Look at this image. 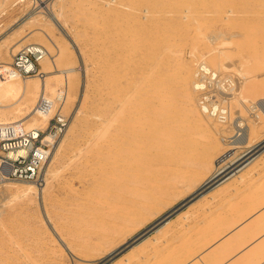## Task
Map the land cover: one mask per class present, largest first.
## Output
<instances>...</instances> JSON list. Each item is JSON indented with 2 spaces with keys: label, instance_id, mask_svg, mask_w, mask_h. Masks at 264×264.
<instances>
[{
  "label": "rangeland",
  "instance_id": "1",
  "mask_svg": "<svg viewBox=\"0 0 264 264\" xmlns=\"http://www.w3.org/2000/svg\"><path fill=\"white\" fill-rule=\"evenodd\" d=\"M40 1L44 2L43 7L52 2L51 0ZM60 4L55 6V10L57 11L56 13L61 12L60 23L62 30L49 22L44 14L45 10L40 7L38 0H26L21 3L20 0H0V67L12 65L13 59L17 54L28 46L36 45L43 47L52 55L58 70L76 69L71 78L72 92L65 106L62 107L60 103L54 102L58 104L56 113L61 112L67 123L61 132L63 136L60 148L43 171L44 174L42 172V179H48L49 183L46 189V200H43V198L39 200L37 196H33L31 201H25L17 192V188L25 187L20 184L21 182L13 181L11 186L8 187L0 184V264H112L116 261L118 264H124L125 255L138 242L126 245L122 249L117 250V253L115 251L110 255L109 253L122 243L128 242V239L134 237L137 233L139 234L136 241H141L139 239L142 238L143 240L145 237L155 234L157 230L165 225L167 226L169 221L173 220L177 214L187 211V208L194 204L196 199L201 198L200 195L190 201L194 197L191 198L190 196L192 193L198 192V189L208 177L200 176L201 178L199 177L197 180L192 181L190 176L194 167L170 162L171 157L176 156L177 152H168L170 156L168 153L163 152L165 154L160 153L159 156L157 155L158 157H155L153 152L148 154V156L150 155L148 159L153 162L148 160L150 173L147 177L149 181L147 183L149 184L146 185V188L148 189L149 187L148 195L152 199L149 212L145 218L133 221L132 227H130L132 230L128 229L129 231L125 230V232L118 234L111 233V230L108 231L109 225L120 224L121 221L116 216L114 217L108 213V216L107 214L102 215V219L95 215L96 213L91 214L99 203L105 205L103 208L109 206L107 200L103 198L107 194L104 192L112 190L107 185L114 180V177L111 176L116 168V161L113 160H115L117 152H114V150L119 145V136L123 135L121 133H126V120L122 117V113L128 112V102L134 101V98L142 97L152 102L157 95L155 94L156 91L164 86L173 84L169 88L173 89L174 93L162 105L157 104L158 107H163L165 104V106H168L163 107L165 109L164 115L160 114L159 116L165 119L166 127H173L174 134H172V131L169 132L171 138L193 136L192 138L196 142H200V144L197 143L198 148H209L210 142H212L209 137L216 140L218 138L221 146L215 152H211L213 162L222 159L225 155L229 156V159L239 157L247 151L256 149L257 146L256 152L263 150L264 121L262 120L264 117L261 115L260 121L257 120L256 115L258 112L256 113L253 110V106L255 101L264 96V0H64L62 5ZM33 12L37 13V15L36 19L31 23L18 28L15 26L16 22L23 21L25 17ZM141 13L142 15H140ZM136 19L140 22H135ZM141 19L143 20L141 21ZM161 27H164L165 31ZM130 32L132 33L130 34ZM219 33H224L225 39L227 38L228 40L225 46L227 69L220 71L219 74L223 79H229L235 85L233 86V84L230 85L229 83L228 87L224 85V91L216 87L218 97L215 96L216 94L213 95L214 98L221 99L222 104H226L228 109L226 114L228 119L230 118L227 121L229 124L222 121V124L218 125L215 123L217 118L213 117L215 119L213 121V119L203 116L199 110L197 94L194 93L195 110L197 114H200H198V117L208 124L206 126L203 123L207 129H210L208 131L211 134L209 133L207 136V133L204 134L199 128L191 127L189 122L184 120L186 118L182 114L186 111L181 94V81L180 83L177 81L181 80L179 75H181L180 71L183 69L182 65L191 64L195 72L200 64L199 62L204 60L205 57L207 61H209V58L211 60L210 54L206 53L217 48L218 44L216 42L213 44L212 38L219 35ZM129 34L130 37L128 36ZM140 34L141 37L139 36ZM131 35H135L133 36L134 38ZM147 36L150 37L148 38ZM137 37L139 39L143 37L139 41L141 43L138 42L139 39ZM208 38L211 39L209 40ZM130 41H133V43ZM149 41L151 44H148ZM142 42H146L148 46H145L146 44L144 45ZM134 44L137 45V48ZM143 47L145 48L143 49ZM123 49L126 51H123V53L125 52L124 54L121 53ZM205 54L206 56H203ZM122 55H124L123 58ZM126 55L131 56V58L126 57ZM124 57L127 58L131 66H127L129 63L126 60L127 64L123 61ZM140 57L143 58L142 63V58ZM159 57H161L160 61L165 64L161 62L158 64ZM137 58L140 59V62H138ZM116 60L118 62L121 60V63L116 62ZM133 60L134 62L138 61L133 63ZM149 60L153 62H150V64ZM115 63L122 64L121 68L124 70L120 69V65L118 66ZM112 64L114 65L112 66ZM114 66L117 67L114 68ZM140 66L147 68L143 67L142 69ZM49 67H51V64ZM128 67L131 69H128ZM162 68L164 69L162 70ZM212 68L215 67L212 66ZM215 70L217 71L216 68ZM139 75H141V78L138 77ZM157 75H160V79H158ZM168 76L172 78L171 81ZM166 77L169 79H166ZM130 78L133 83H131ZM146 78L148 79L146 80ZM150 78L154 80H150ZM192 78L194 79V77ZM120 79L121 81H119ZM155 79L161 80L159 82L161 86L155 82ZM193 79L190 81L191 90ZM147 81L148 83H146ZM164 82L168 83V85ZM163 83L164 85H162ZM122 84L125 90H123V86L121 89ZM147 84L152 87L155 86L154 89L151 87L152 90H148L150 86ZM150 91L154 95H151ZM254 93L257 96H254ZM14 95L15 93L10 91L0 81V104L6 103ZM148 97H151V100ZM146 99L145 101H147ZM14 100L8 103H13ZM36 104L37 102L30 104L29 107L24 108L21 112L15 108L10 109L6 112L7 116L3 119L10 120L24 117L31 112ZM80 104H83L86 109L80 108L83 107ZM117 106L120 107L118 108ZM173 108L176 109L174 110ZM76 109L81 111H75ZM176 115H180V117ZM238 121L245 122L250 127H253L254 123L263 122V124L258 125L259 129L257 128L254 132L251 149H239L235 148L236 145L231 144L234 140L231 137L236 134L234 123ZM106 122L108 123L106 124ZM120 125H124L125 128ZM24 126L33 128L34 125L28 122ZM192 129L194 130L192 131ZM183 134L187 136H183ZM204 138L205 140L207 139L206 142ZM221 139H225L227 145ZM112 141L115 143L113 144ZM116 144L117 146H115ZM112 148L116 149L113 150ZM155 153L157 154V152ZM184 153L186 155L190 154L192 158L205 152H200L199 154L198 152H194V154L193 152H181V154ZM161 155L164 156H162V159L160 158ZM113 157L114 159H112ZM193 161L196 160L194 159ZM152 166L153 169L154 167L156 169L153 170ZM249 170L252 171L248 172ZM109 175L112 179L109 178ZM207 176H210V174ZM240 177V180L236 179L238 182L262 179L264 177V156L258 161L255 168L250 167L242 171ZM213 186L211 185L209 189ZM236 194L234 196L239 195V189ZM215 211L213 210V212ZM188 218L189 221L191 220L192 226L184 228L185 220L181 218L179 226L176 225L170 230L174 233H171V239L169 238L168 242L165 243L166 245L164 244L160 249H157L156 252L159 251L160 256L154 251L156 255L154 252L150 253L145 262L137 263L135 261L133 263L183 264L184 258L189 257L192 252L184 241H181L178 248H174L176 239L174 236L177 234L174 230H178L181 234L184 230V232L186 231L185 234H187L194 225L197 226L200 223L198 215L196 216L197 219L193 220L188 214ZM101 220L102 222H107V224L105 222V224L102 223ZM168 230H164L163 233ZM63 244L72 247V255L65 251L67 248ZM95 247L98 248L96 249ZM103 251L104 253H101ZM177 251L180 252V255H178L180 259H177ZM62 253L64 254L62 255ZM85 258L86 260H84ZM174 259L176 260L173 261Z\"/></svg>",
  "mask_w": 264,
  "mask_h": 264
},
{
  "label": "bare ground",
  "instance_id": "2",
  "mask_svg": "<svg viewBox=\"0 0 264 264\" xmlns=\"http://www.w3.org/2000/svg\"><path fill=\"white\" fill-rule=\"evenodd\" d=\"M26 0H20V3L21 2H25ZM40 2V7L45 10L44 11V14L46 16V18H48L49 22L51 24H53L55 27L59 28L62 30V25L60 23V17H61V12L60 13H56L57 11L55 10V6H59L58 4L61 3L60 5H62L63 1L64 0H51L52 2L47 6L43 7V4L44 2H41L40 0H38ZM39 7V8H40ZM46 12V13H45ZM147 12V11H146ZM145 12V13H146ZM64 13V11H63ZM147 14V13H146ZM36 15L37 13L33 12V13H30L27 17H25V19L23 21H19V22H16L15 26L18 28V27H22L24 25H27L28 23H31L34 19H36ZM142 15V13L140 14ZM144 17V16H143ZM146 17V16H145ZM63 18V17H62ZM132 18V17H131ZM141 18V17H140ZM139 19V17H138ZM145 19V18H143ZM141 19V21L143 20ZM138 20L136 19L135 22H137ZM140 22V21H138ZM134 24V23H133ZM132 24V25H133ZM141 24V23H140ZM142 25V24H141ZM149 25V24H148ZM139 26V24H138ZM67 27V26H66ZM131 27V26H130ZM144 27V25H143ZM142 27V28H143ZM146 27V26H145ZM138 28V27H137ZM141 28V27H139ZM161 28H164V27H161ZM167 28V27H166ZM146 29V28H145ZM149 29V28H148ZM130 30V29H129ZM144 30V29H142ZM147 30V29H146ZM151 30V29H150ZM157 30V29H156ZM162 30V29H161ZM159 30V31H161ZM131 31V30H130ZM136 31V30H135ZM164 31H165V28H164ZM125 32V31H124ZM138 32V31H137ZM136 32V33H137ZM162 32V31H161ZM127 33V31H126ZM132 32H130L131 34ZM134 33V32H133ZM145 33V32H144ZM130 34L128 35L130 37ZM143 34V33H142ZM157 34H158V31H157ZM163 35V34H162ZM132 36V35H131ZM135 36V35H133ZM132 36V37H133ZM141 37V34L139 35ZM144 36V35H143ZM155 36V35H154ZM159 36V35H158ZM161 36V34H160ZM131 37V38H132ZM148 37V36H147ZM150 37V36H149ZM148 37V38H149ZM165 37V36H164ZM127 38V36H126ZM134 38V37H133ZM132 38V39H133ZM138 38V37H137ZM143 38V37H142ZM142 38H138V42L141 41ZM148 38H146L148 40ZM155 38V37H154ZM136 39V37H135ZM209 39V38H208ZM211 39V38H210ZM209 39V40H210ZM121 40V39H120ZM144 40V39H143ZM142 40V41H143ZM161 40V38H160ZM159 40V41H160ZM227 38L225 39V34L224 33H219V35H217L216 37H213L212 38V41H213V44L216 42V44H218L217 48L216 49H213L211 52L209 53H206V54H210L209 56H211V60L209 58V61H207L205 58L204 60H202L201 62H199L200 64L197 66L195 72L193 71V67L191 64H186V65H182L183 69L180 71L181 72V80L177 81L180 83L181 81V94H182V98H183V102H184V109H185V113L182 114V115H185L184 119L185 121L189 122V124L191 125V127H194L196 129H200L202 131V133L206 134L207 133V136L208 134L210 133L208 130L210 129H207L205 127L208 126V124H206L204 121H202V119H199L198 117V114L195 110V103H194V93L197 94V98H198V106H199V110L201 112V114L203 116H205L206 118H211L213 119V117L211 115H206L204 114V111H202V107L200 106V97L198 96V92L197 90L199 88H201L202 86L200 85V82L198 80V76L201 74V68L211 74H214V76L216 78L219 77V80H216L215 83H214V86L215 87H218V88H223L222 87V84L223 82H227L229 83L230 85L233 84V82L229 79H223L221 76H220V71L222 70H226L227 69V66H226V55H225V46L226 44L228 43V40ZM125 41V39H124ZM146 41V40H145ZM151 41V40H150ZM148 42V44L151 42ZM158 41V40H157ZM156 41V42H157ZM162 41V40H161ZM133 43V41H130ZM166 42V41H164ZM141 43V42H139ZM143 43V42H142ZM131 44V43H130ZM145 46H148V44L145 42L143 43ZM142 44V46H144ZM156 44V43H155ZM158 44V43H157ZM137 48V45L134 44ZM133 45V46H134ZM164 45V44H162ZM141 46V45H140ZM141 46V47H142ZM156 46V45H155ZM43 48V47H42ZM145 47H143L144 49ZM154 48V47H153ZM213 48V47H212ZM130 49V48H128ZM141 49V48H140ZM132 50H133V47H132ZM146 50V49H145ZM151 50V49H150ZM157 50V49H156ZM160 50V49H159ZM123 51H125L124 49L122 50L121 53H123ZM135 51L137 52V50L135 49ZM154 51V50H153ZM166 51V50H165ZM164 51V53H165ZM47 54L46 56L41 60L40 62V66H41V69H40V73L38 76L36 77H32V78H23L21 79L20 77V74L18 71L15 70V68L12 66V65H8V66H1L0 67V81L3 82L4 85L7 86V88L10 90V91H13V93H15V95L13 97H11L6 103L4 104H0V126L1 125H13V124H26L28 122H31L33 126V128H29V129H34V130H46L47 128V124L49 123V121L55 116H59L61 114V112H58L56 113V107L58 106V104H55V103H60L61 106H65L66 102H67V99L68 97L70 96L71 94V78H72V75L76 72V69L75 68H67V69H64V70H58L57 69V66L55 64V61L52 57V55L46 51ZM126 52V51H125ZM124 52V53H125ZM150 52V51H149ZM213 52V53H212ZM120 53V52H119ZM123 53V54H124ZM203 53V52H202ZM10 54V53H9ZM129 54V53H128ZM141 54V52H140ZM147 54H148V51H147ZM193 54H195L193 52ZM203 55V56H206ZM132 55H134L132 53ZM143 55V54H142ZM154 55V54H153ZM158 55V54H157ZM124 55H122V58H123ZM128 55H126L127 57ZM144 56V55H143ZM142 56V57H143ZM146 56V54H145ZM156 56V54H155ZM159 56V55H158ZM162 56V55H160ZM164 56V54H163ZM193 56V55H192ZM208 56V57H209ZM107 57V56H106ZM105 57V58H106ZM124 57L123 61L126 63H129L127 64V66H131L130 62H128L127 58ZM134 57V56H133ZM140 57V58H142ZM153 57V56H152ZM202 57V56H201ZM9 58V57H8ZM120 58V56H119ZM126 58V59H125ZM128 58H131V56ZM160 58L159 57V63L160 64ZM109 59V58H108ZM107 59V61H108ZM134 59V58H133ZM138 62H140V59L137 58ZM151 59V58H150ZM157 59V58H156ZM166 59V57H165ZM126 60V61H125ZM146 60V59H144ZM153 60V58H152ZM122 61V62H123ZM136 61V62H137ZM148 61V60H147ZM146 61V62H147ZM154 61V60H153ZM152 61V62H153ZM156 61V60H155ZM165 61V60H164ZM183 61V60H182ZM192 61V60H191ZM195 61V60H194ZM104 62V61H103ZM115 62V61H114ZM116 62H118L116 60ZM132 62V61H131ZM134 62L133 60V63H136ZM143 62V58H142V61L141 63ZM151 61L149 60V63ZM151 62V63H152ZM157 62V61H156ZM155 62V63H156ZM189 62V61H188ZM118 63H121V60L120 62ZM124 64V66H126ZM145 63V61H144ZM150 63V64H151ZM161 63H164V62H161ZM168 63V62H166ZM197 63V62H196ZM51 64V67H49ZM104 64V63H103ZM116 64V63H115ZM165 64V63H164ZM184 64V63H183ZM192 64H194L192 62ZM107 65V63H106ZM114 64H112L113 66ZM116 65H120V64H116ZM122 65V64H121ZM121 65L119 66L120 69L121 68ZM154 65V64H153ZM170 65H172L170 63ZM169 65V67H170ZM196 65V64H195ZM109 66V65H107ZM123 66V68H124ZM147 66V65H146ZM164 66V65H163ZM174 66V64H173ZM215 67L217 69V71L215 70V68H212ZM117 66H114V68H116ZM141 67V66H140ZM144 67V66H143ZM143 67H141L143 69ZM149 67V66H148ZM154 67V66H153ZM156 67V66H155ZM166 67V66H165ZM169 67H166V68H169ZM109 68V67H108ZM130 67H128L129 69ZM144 68H147V67H144ZM151 68V67H150ZM157 68V67H156ZM161 68V67H160ZM131 69V68H130ZM164 68H162L163 70ZM113 70V69H112ZM124 70V69H122ZM156 70V69H155ZM111 71V70H110ZM148 71V70H146ZM145 71V73H146ZM159 71V70H158ZM175 71V70H174ZM172 71V72H174ZM219 71V72H218ZM114 72V71H113ZM125 72V71H124ZM127 72V71H126ZM155 72V71H154ZM161 72V70H160ZM163 72V71H162ZM128 73H129V70H128ZM127 73V74H128ZM158 73V72H156ZM165 73V72H164ZM133 74V73H132ZM142 74V73H140ZM148 74V73H147ZM166 74V73H165ZM164 74V75H165ZM171 74V72H170ZM169 74V76H171ZM175 74V73H173ZM179 74V73H178ZM108 75V74H107ZM110 75V74H109ZM125 75V74H124ZM130 75V74H129ZM134 75V74H133ZM146 75V74H145ZM143 75V76H145ZM162 75V76H164ZM126 76V75H125ZM128 76V75H127ZM141 75H139L138 77H140ZM156 76V75H155ZM158 77L160 75H157ZM166 76V75H165ZM168 76V77H169ZM175 77V75H173ZM178 76V75H177ZM178 76V77H179ZM118 77V76H117ZM132 77V75H131ZM146 77V76H145ZM168 77H166V79H169ZM172 77V76H171ZM194 77V79L192 78ZM127 78V77H126ZM141 78V77H140ZM144 78V77H143ZM142 78V80H143ZM162 78V77H161ZM173 78V77H172ZM170 78L169 80L171 81ZM124 79V78H123ZM131 79V78H130ZM133 79H136V78H133ZM138 79V78H137ZM136 79V80H137ZM145 79V78H144ZM148 78H146L147 80ZM160 79V77L158 78ZM157 79V80H158ZM164 79V78H163ZM165 79V80H166ZM177 79V78H176ZM191 79H193V83H192V90H191V85H190V81ZM125 80V79H124ZM127 80V79H126ZM145 80V81H146ZM150 80H154V79H151ZM156 80V79H155ZM155 81L156 83H159L160 81ZM164 80V81H165ZM121 81V79L119 80ZM149 81V80H148ZM148 81L146 83H148ZM174 81V80H173ZM141 82V81H140ZM139 82V83H140ZM175 82V81H174ZM91 83V82H90ZM123 83V82H122ZM125 83V81H124ZM131 83L132 82V79H131ZM138 83V82H137ZM150 83V81H149ZM154 83V82H153ZM165 83V82H164ZM164 83L162 85H164ZM144 84V83H143ZM142 84V86H143ZM161 83H159L158 85H160ZM166 85H168V83H165ZM176 84V82H175ZM115 85V84H114ZM113 85V86H114ZM128 85V84H127ZM130 85V84H129ZM141 85V84H139ZM148 85V84H147ZM154 86V84H152ZM235 84H233L234 86ZM122 86L123 84L121 85V89H122ZM126 86V84H125ZM150 86V85H148ZM161 86V85H160ZM170 86H173V84H171ZM169 85L168 86H164L163 88L159 89L158 91H156L155 94H157L155 96V99L154 101L152 100L149 101L148 99L146 98H142V97H139V98H134V101H129L128 102V112H123L122 113V117L125 118L124 120H126V128L124 125H120L122 128H125L126 130V133H121L123 135H120V141H119V145L116 148H112L114 150V152H117L115 154V160L113 161H116V168H115V172L113 173V176L114 177V180L112 182H110L107 187H109L110 189H112L111 191H107V192H104V193H107L106 194V197L103 198L105 200H107V204H109V206L107 208H103L105 205H101L99 203V205H96V208L93 210L94 212L91 214H95L97 215L98 217H101L100 219H102V215H106L107 213L108 214H112L114 217L116 216L120 221L121 223L120 224H111L112 226H108V231L111 230V233H120V232H125V230H128V229H131L130 227H132V223L134 220H138V219H142V218H145V216L147 215V213L149 212L150 210V204H151V198L149 197V187L148 189L146 188V185L149 184L147 183L148 181V175L150 173V165L148 163V154H155V157L158 155L161 154H165L163 152H174V153H178V156H177V153H176V156L174 155L173 157H171V163H174V164H182L183 166H192L194 167L192 170V174L191 176V180L192 181H195L197 180L200 176H205V177H208L206 179V181L202 184V186L200 187V189H198V192L203 190L204 187L206 186H213V184H216L214 185L212 188H208V190L206 192H204L202 195H201V199L195 204H192L189 208H187V211H185V214L183 215H186L187 218H188V214H189V217L192 216L193 214H197L198 213H202V211H206L207 213L209 212V210L211 209L210 207L216 205V204H221L219 203L220 200H224L223 198H227V197H232L234 196V194L238 193V189L236 188V185L232 186L231 185V182H233V184H235V182H238V180L236 179H241L240 177V173L242 172L243 168L244 167H256V164L258 163V161L264 156V149L261 150V151H257V147L256 149L252 150V151H247L246 153H244L243 155H240L239 157H236V158H228L229 156H224L222 159L218 160V161H215L213 162V159H212V154L211 152H215L216 149H219L220 148V142L218 141V138L217 140L216 139H213L211 137H209V139H212L210 142V149L209 148H198L197 146V143L192 137L190 136H187L186 134H183L186 135L187 137L186 138H179L178 137H172L169 136V132H173L172 134H174V130H173V127L169 128V127H166V123H165V119L161 116H159L160 114L164 115V108L163 107H168V106H165L163 105V107H158L157 104H163V102L167 101L166 99L169 98L170 95H172L174 93L173 89L169 88L170 87ZM179 86V84H178ZM224 86V85H223ZM261 86V85H260ZM259 86V87H260ZM264 86V85H263ZM262 86V88H263ZM90 87V86H89ZM131 87V86H130ZM152 86H150V88L148 90L151 89ZM155 87V86H154ZM154 87H152L154 89ZM175 87V86H174ZM177 87V86H176ZM124 88V86H123ZM136 88V86H135ZM135 88H134V91H135ZM137 88H138V85H137ZM262 88H260L261 90H263ZM115 89V88H114ZM128 89V88H127ZM143 89H145L143 87ZM113 90V89H112ZM125 90V88L123 89ZM122 90V91H123ZM132 90V89H131ZM142 90V89H141ZM152 90V89H151ZM257 90H259V88H257ZM117 91V90H116ZM132 91V92H134ZM154 91V90H153ZM131 92V91H130ZM145 92V90H144ZM151 92V91H150ZM251 92V91H250ZM109 93V92H108ZM143 93V92H142ZM147 93V92H146ZM145 93V95H146ZM176 93V92H175ZM105 94V93H104ZM110 94V93H109ZM108 94V95H109ZM122 94V93H121ZM132 94V93H131ZM137 94V92H136ZM124 95H127V94H124ZM142 95V94H141ZM151 95H154L152 94L151 92ZM179 95V94H178ZM123 96V95H122ZM130 96V95H129ZM128 96V97H129ZM134 96V95H133ZM149 96V95H148ZM254 96H257V94L255 95L254 93ZM86 97V96H85ZM104 97V96H103ZM127 97V98H128ZM153 97V96H152ZM177 97V96H176ZM118 98V97H117ZM132 98V97H131ZM150 100H151V97H148ZM171 98V97H170ZM174 98V97H173ZM181 98V97H180ZM196 98V99H197ZM257 98V97H256ZM15 99V100H14ZM41 99H46L50 102V104L52 105L51 106V109L49 111H46V112H43L41 111L40 109H38L37 105L39 103V101ZM119 99V98H118ZM145 99L147 101H145ZM11 100H14L13 103H8L10 102ZM127 100V99H126ZM179 100V99H177ZM81 102H83L82 100H80ZM85 101V100H84ZM121 101V100H120ZM182 101V100H181ZM37 102L36 106L31 110V112H29L27 115H25L24 117H21V118H13L14 119H10V120H7V119H3L7 116V111L10 110V109H17V111L21 112L24 108L26 107H29L30 104H33ZM55 102V103H54ZM123 102V101H122ZM80 103V102H79ZM84 103V102H83ZM87 103V102H86ZM85 103V104H86ZM113 103V102H112ZM125 103V101H124ZM120 104V103H119ZM173 104V103H171ZM176 104V103H174ZM83 105V104H82ZM80 104V106H82ZM113 105V104H112ZM121 105V104H120ZM179 105H182V104H179ZM79 106V105H78ZM86 106V105H85ZM170 106V105H169ZM183 106V105H182ZM87 107V106H86ZM118 108L120 106H117ZM80 108H85L84 105L83 107H80ZM79 108V109H80ZM171 108V107H169ZM86 109V108H85ZM96 109V108H95ZM174 109V108H173ZM176 109V108H175ZM174 109V110H175ZM126 110V109H125ZM168 110V109H166ZM181 111V109H179ZM198 110V109H197ZM253 110L256 111V113L258 112V114L256 115V118L257 120L261 119L260 116L262 115L264 117V96L260 97L257 101H255V104L253 106ZM75 111H78V109H76ZM81 110H79L78 112H80ZM83 111V110H82ZM173 111V110H172ZM223 112H226V109H222ZM17 113V112H16ZM171 113V112H169ZM178 113V111H177ZM81 114V113H80ZM179 114H181L179 112ZM230 114V113H229ZM83 115V114H82ZM171 115V114H170ZM181 115V116H182ZM200 115V114H199ZM177 116V115H176ZM11 117V116H10ZM11 117V118H12ZM87 117V116H86ZM85 117V118H86ZM175 117V116H174ZM177 117H180L177 116ZM232 117V116H231ZM114 118V117H113ZM88 119V118H87ZM216 119V118H215ZM213 119V121L215 120ZM222 120V118H220ZM230 119V118H229ZM228 119V120H229ZM86 120V119H85ZM115 120V119H114ZM123 120V119H122ZM170 121H172L171 119H169ZM182 120V119H181ZM219 120V119H216L215 120V123H217L218 125L219 124H222V121ZM77 121V120H76ZM87 121V120H86ZM169 121V122H170ZM176 121V120H175ZM209 121V120H208ZM260 121V120H259ZM264 121V119L262 120ZM261 121V123H254L253 127H250L248 126L247 123L245 122H242V121H238V122H235L234 123V130L236 132V134L231 137L232 139H234L231 144L233 145H236L235 148H239V149H245V148H252V140L254 138V132L255 130L258 128L259 129V126L258 125H261L263 124V122ZM81 122V121H80ZM174 122V120H173ZM210 122V121H209ZM258 122V121H256ZM105 123V122H104ZM108 122H106L107 124ZM113 123V122H112ZM177 123V122H176ZM176 123H174L176 125ZM205 123V125L203 124ZM214 123V122H212ZM228 123V122H227ZM229 124V123H228ZM231 124V123H230ZM253 124V123H252ZM110 125V124H109ZM115 125V124H114ZM117 125V124H116ZM119 125V124H118ZM171 125V124H170ZM188 125V124H187ZM190 125H188V127H190ZM224 125V124H223ZM76 126V125H75ZM82 126V125H81ZM104 126V125H103ZM222 126V125H220ZM229 126V125H228ZM109 127V126H108ZM180 127V126H179ZM224 127V126H222ZM183 128V127H182ZM187 128V126H186ZM215 128V127H214ZM264 128V127H263ZM102 129V128H101ZM100 129V130H101ZM120 129V128H119ZM175 129V128H174ZM185 129V128H184ZM184 129H180V130H184ZM190 129V128H189ZM222 129V128H221ZM261 129V127H260ZM107 130V129H106ZM194 129H192L193 131ZM216 130V129H215ZM214 130V131H215ZM200 131V132H201ZM183 132V131H182ZM188 132V130H187ZM195 133V132H194ZM98 134V133H97ZM180 135V133H178ZM211 134V133H210ZM196 135V134H194ZM62 136L63 135H60L58 139L55 140V134H52V135H47L46 136V141L50 144L53 145V148L50 152V157L44 167V170L45 168H47V166L50 164V162L52 161L54 155L56 154V152L58 151V149L60 148L61 146V142H62ZM117 136V135H116ZM198 136V135H197ZM210 136V135H209ZM212 136V135H211ZM115 137V136H114ZM213 137V136H212ZM117 138V137H115ZM197 138V137H196ZM207 138V137H206ZM199 139V138H198ZM207 140V139H206ZM205 138H204V141L206 142ZM223 142L226 143L227 145V142L225 139H221ZM201 141V140H200ZM108 142V141H107ZM113 142V141H112ZM115 142H113L114 144ZM203 143V142H202ZM201 143V144H202ZM208 143H209V140H208ZM118 144V143H117ZM117 144L115 146H117ZM200 144V142L198 143ZM206 144V143H205ZM259 145V144H258ZM264 145V144H263ZM110 146V145H109ZM108 146V147H109ZM207 146V145H206ZM205 146V147H206ZM209 146V144H208ZM101 147V146H100ZM114 147V146H112ZM110 148V147H109ZM260 148V147H259ZM98 149V148H97ZM111 149V150H112ZM110 150V151H111ZM112 150V151H113ZM96 152V151H95ZM100 152V151H99ZM109 153V151H107ZM157 152V154L155 153ZM181 152H186V153H189V152H198V154L200 152H205L204 154L200 153L199 156L197 155L196 157L193 156L192 158L190 157V154L186 155L185 153L184 154H181ZM111 154V153H110ZM109 154V155H110ZM169 154V153H168ZM196 155V154H195ZM157 156V157H158ZM162 156L161 155V159H162ZM170 156V154H169ZM111 157V156H110ZM152 157V155H151ZM150 157V158H151ZM164 157V156H163ZM168 157V156H167ZM170 158V157H169ZM114 159V157L112 158ZM155 159V158H154ZM165 159V158H163ZM191 159H195L197 161H193ZM151 160V159H150ZM149 162H152L150 161ZM159 160V158H158ZM110 161V160H109ZM163 161V160H162ZM168 161V160H166ZM153 163V162H152ZM169 163V162H168ZM155 165V163H154ZM158 166V165H157ZM169 166V165H168ZM238 166L237 168H234ZM114 167V166H113ZM161 167V166H160ZM158 167V168H160ZM212 167L215 169L212 170ZM112 168V167H111ZM162 168V167H161ZM170 168V167H169ZM52 169V168H51ZM152 169H153V166H152ZM154 169H156V167H154ZM153 169V170H154ZM163 169V168H162ZM160 169V170H162ZM43 170V171H44ZM159 170V169H157ZM171 170V169H169ZM172 171V170H171ZM170 171V172H171ZM156 172V171H155ZM160 172V171H159ZM162 172V171H161ZM174 172V171H173ZM109 173V172H108ZM111 173V172H110ZM172 173V172H171ZM190 173V172H189ZM8 174V169H6L4 167V165L0 162V184H2V186H11L12 182L13 181H9V180H6L4 179V177H6ZM44 174V172H43ZM157 174V173H156ZM161 174V173H160ZM173 174V173H172ZM178 174V173H177ZM182 174V173H181ZM208 174H210V176H207ZM48 175V174H47ZM108 175V174H107ZM109 175V176H110ZM158 175V174H157ZM163 175V174H162ZM186 175V176H187ZM4 176V177H3ZM49 176V175H48ZM111 176L109 177L110 179ZM187 176V177H188ZM156 177V176H155ZM161 177V176H160ZM165 177V176H164ZM45 178V176H44ZM49 178V177H48ZM163 178V177H162ZM201 178V177H200ZM48 179H43V183L41 186H37L36 184L34 183H27V182H21L20 184L22 186H25V187H22V188H17V192L20 194V197L23 198L25 201H31L32 200V197L33 196H37L38 199L40 200L41 198H43V200H46V189H47V186H48ZM18 182V181H16ZM106 182V181H104ZM149 182V181H148ZM104 185V184H102ZM206 185V186H205ZM15 186V184H14ZM18 186V185H17ZM105 186V185H104ZM16 189V187H15ZM105 190V189H104ZM107 190V189H106ZM103 192V191H101ZM197 192V193H198ZM197 193H192V195L190 196L191 198L193 196H195ZM237 195V194H236ZM189 197V198H190ZM140 199V200H137V199ZM185 200V199H183ZM188 200V199H187ZM42 201V200H41ZM95 201V199H94ZM98 201V199H97ZM96 201V202H97ZM102 201V200H100ZM99 201V202H100ZM139 201V202H138ZM186 201V200H185ZM43 202V201H42ZM106 202V201H104ZM160 202V201H158ZM225 202V201H223ZM103 203V202H102ZM40 204V203H39ZM98 204V202H97ZM106 204V203H104ZM224 206V205H223ZM40 207V206H39ZM94 207V206H93ZM222 207V206H221ZM41 208V207H40ZM91 208V207H90ZM104 211H106L105 213H103ZM191 211V212H190ZM205 213V212H204ZM203 213V214H204ZM107 214V216H108ZM192 214V215H190ZM186 216L182 217L180 216L181 218L185 219ZM178 217L177 219H173L171 221H169V224L166 226H163L161 229L157 230L155 232V234H151L150 236L148 237H145L143 240L142 238L139 239L141 241H136L137 239V235L139 233H137L134 237L128 239V242H124L122 243L119 247H117L115 250H112L109 255L112 253V252H116L117 250H120L122 249L123 247H125L126 245L128 244H132L134 242H138V243H135V245L132 246L130 252H128L126 255H125V258L123 259L125 262L124 264H131L133 262H137V263H143L146 261V258L148 257V255L152 252H156L157 249L160 247H162V245H164L165 243L168 242L169 238L171 239V236L172 233L170 230L173 229L176 225H178L181 221V218ZM112 218V217H111ZM186 218V219H187ZM105 219V218H104ZM182 219V220H183ZM189 219V218H188ZM191 221V220H190ZM189 220H185V223H184V228L186 227H190L191 223H190ZM100 222V221H99ZM102 222V220H101ZM105 222V221H104ZM102 222V223H104ZM102 223H100L102 225ZM107 224V222H105ZM104 223V224H105ZM112 223V222H111ZM110 224V223H109ZM106 226V225H105ZM169 226V227H168ZM179 226V225H178ZM192 226V225H191ZM134 228V227H133ZM169 230H168V229ZM106 230V229H105ZM132 230V229H131ZM164 230H168V231H165V233H163ZM176 230V229H175ZM174 230V232L176 233V231ZM129 231V230H128ZM167 232V233H166ZM172 233V234H171ZM175 237V236H174ZM112 239V238H111ZM126 240V239H125ZM65 243V242H63ZM166 245V244H165ZM64 247H66L67 249L65 250L67 253L69 252V254L72 255V247H68L66 244H63ZM99 246V245H98ZM96 248V247H95ZM98 248V247H97ZM96 248V249H97ZM100 248V247H99ZM74 249V248H73ZM100 250V249H99ZM74 252V251H73ZM95 252V251H94ZM97 252V251H96ZM154 252V254H155ZM101 253H104L101 252ZM117 253V252H116ZM158 253L157 255H159V251L156 252ZM64 253H62L63 255ZM153 254V255H154ZM87 255V254H86ZM90 255V254H89ZM115 255V254H114ZM156 255V254H155ZM74 256V255H73ZM160 256V255H159ZM85 257V256H84ZM96 257V255H95ZM94 257V258H95ZM162 257V256H161ZM87 258H93V257H87ZM93 258V259H94ZM100 258V257H98ZM108 258V257H107ZM86 260V258L84 259ZM97 260V259H96ZM103 260V259H102ZM164 260V259H163ZM162 260V261H163ZM182 260V259H181ZM89 261V260H87ZM104 261V260H103ZM102 261V262H103ZM161 261V262H162ZM94 262V261H93ZM164 262V261H163ZM92 263V261H91ZM97 263V262H96ZM100 264H103V263H100ZM112 264H118V262H114ZM134 264V263H133ZM136 264V263H135Z\"/></svg>",
  "mask_w": 264,
  "mask_h": 264
},
{
  "label": "crops",
  "instance_id": "3",
  "mask_svg": "<svg viewBox=\"0 0 264 264\" xmlns=\"http://www.w3.org/2000/svg\"><path fill=\"white\" fill-rule=\"evenodd\" d=\"M231 185L239 189L238 196L223 198L208 213H198L200 223L187 234L176 231L174 248L184 241L192 252L183 264H264V177ZM183 214L185 211L175 218L186 216ZM196 216L190 217L194 220Z\"/></svg>",
  "mask_w": 264,
  "mask_h": 264
},
{
  "label": "built area",
  "instance_id": "4",
  "mask_svg": "<svg viewBox=\"0 0 264 264\" xmlns=\"http://www.w3.org/2000/svg\"><path fill=\"white\" fill-rule=\"evenodd\" d=\"M44 48L31 45L22 50L13 59L12 66L23 78L36 77L40 73V62L46 56ZM202 86L197 90L200 97V106L204 114L211 115L223 121H228L226 104L217 99V88L214 86L216 78L201 68V74L197 77ZM229 86L223 82L224 86ZM216 94V95H215ZM213 95L216 97L214 98ZM51 104L46 99H41L37 105L43 112L51 109ZM226 108V112L222 109ZM67 120L59 115L54 116L46 130L29 129L24 124L1 125L0 126V162L8 169L4 179L9 181L34 183L41 186L43 183L42 172L50 157L53 145L46 141L47 135L55 134V140L61 135Z\"/></svg>",
  "mask_w": 264,
  "mask_h": 264
},
{
  "label": "water",
  "instance_id": "5",
  "mask_svg": "<svg viewBox=\"0 0 264 264\" xmlns=\"http://www.w3.org/2000/svg\"><path fill=\"white\" fill-rule=\"evenodd\" d=\"M206 186V185H205ZM209 186L204 187L203 190L199 191L190 201L194 200L195 198H197L198 196L202 195L204 192H206L208 190ZM189 201V202H190Z\"/></svg>",
  "mask_w": 264,
  "mask_h": 264
}]
</instances>
